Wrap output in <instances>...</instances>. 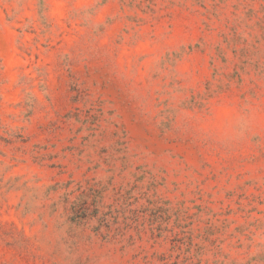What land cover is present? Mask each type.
Returning a JSON list of instances; mask_svg holds the SVG:
<instances>
[{"label":"rangeland","instance_id":"obj_1","mask_svg":"<svg viewBox=\"0 0 264 264\" xmlns=\"http://www.w3.org/2000/svg\"><path fill=\"white\" fill-rule=\"evenodd\" d=\"M0 264H264V0H0Z\"/></svg>","mask_w":264,"mask_h":264}]
</instances>
